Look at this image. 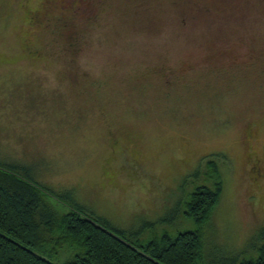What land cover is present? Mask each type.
<instances>
[{
  "label": "rangeland",
  "instance_id": "374dc122",
  "mask_svg": "<svg viewBox=\"0 0 264 264\" xmlns=\"http://www.w3.org/2000/svg\"><path fill=\"white\" fill-rule=\"evenodd\" d=\"M62 5L0 0V164L23 168L59 213L69 197L146 247L198 230L185 202L216 163L203 264L257 258L264 0H107L75 45Z\"/></svg>",
  "mask_w": 264,
  "mask_h": 264
},
{
  "label": "trees",
  "instance_id": "16d2710c",
  "mask_svg": "<svg viewBox=\"0 0 264 264\" xmlns=\"http://www.w3.org/2000/svg\"><path fill=\"white\" fill-rule=\"evenodd\" d=\"M206 176L214 184L196 188L185 202L184 215L198 230L165 233L143 247L69 197V210L59 213L47 200L51 192L23 168L0 164V264H203L204 229L223 192L218 164L210 162ZM240 264H264V244L257 258Z\"/></svg>",
  "mask_w": 264,
  "mask_h": 264
},
{
  "label": "flooded vegetation",
  "instance_id": "af4514ba",
  "mask_svg": "<svg viewBox=\"0 0 264 264\" xmlns=\"http://www.w3.org/2000/svg\"><path fill=\"white\" fill-rule=\"evenodd\" d=\"M48 1L53 3L64 2L65 5H67V6L62 5L59 7V9L61 10L60 11L61 18H62V14L66 15L65 13L67 11H65V9H68L69 18H71V20L75 22V25H77L76 31L72 28H69V30L74 31L73 34L69 36L71 42H73L72 43L73 45H75L76 41L78 40V35H81L84 31H86L88 28H90L96 22L99 21L101 17V13L103 12L104 7L107 5V0H48ZM38 18L39 17L32 16V19L33 20L35 19L36 22L39 21ZM68 26H71L70 23H67V27ZM255 129L256 128L252 125L245 130L246 144L254 140L256 134ZM253 164L254 166H256L253 168L255 177L256 179H258L259 177L263 176L259 171L262 168L261 165H259V161H256Z\"/></svg>",
  "mask_w": 264,
  "mask_h": 264
}]
</instances>
